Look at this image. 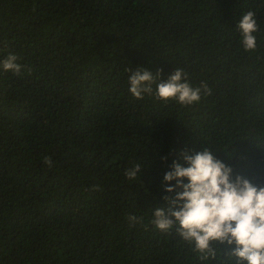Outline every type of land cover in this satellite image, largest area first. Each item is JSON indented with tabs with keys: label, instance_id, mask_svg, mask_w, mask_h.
<instances>
[{
	"label": "trees",
	"instance_id": "1",
	"mask_svg": "<svg viewBox=\"0 0 264 264\" xmlns=\"http://www.w3.org/2000/svg\"><path fill=\"white\" fill-rule=\"evenodd\" d=\"M249 10L254 52L236 30ZM9 54L21 71L0 67V264H224L226 245L201 261L178 226L149 221L176 210L164 175L184 154L207 148L264 187V0H0V63ZM137 67L162 81L182 69L208 92L136 101Z\"/></svg>",
	"mask_w": 264,
	"mask_h": 264
},
{
	"label": "clouds",
	"instance_id": "2",
	"mask_svg": "<svg viewBox=\"0 0 264 264\" xmlns=\"http://www.w3.org/2000/svg\"><path fill=\"white\" fill-rule=\"evenodd\" d=\"M236 30L241 47L246 52H254L255 33L259 31L256 13L249 10L242 14ZM18 59L9 54L0 67L19 74ZM126 71L130 73L128 91L136 101H143L147 96L165 104L174 101L188 106L200 101L202 88L206 94L208 92L207 85L194 88L187 74L179 68L166 81L145 68ZM183 159L187 167L174 162L172 171L164 175L166 184L176 182L175 187L164 189L169 194L176 193L174 197H164L176 210L156 209L149 221L153 229L169 232L178 226L177 235L192 246L201 261L215 260L216 245H226L232 250L227 253L224 264H264V187L255 186L241 176L233 180L232 169L207 148L194 155L184 154ZM43 163L48 168L53 166L51 157H44ZM141 171V165L135 164L127 168L124 175L133 181ZM126 220L130 226H135L143 217L128 215Z\"/></svg>",
	"mask_w": 264,
	"mask_h": 264
}]
</instances>
